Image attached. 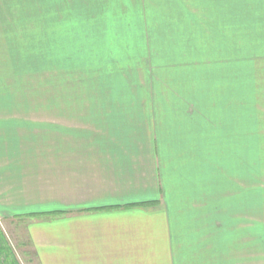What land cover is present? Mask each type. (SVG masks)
I'll list each match as a JSON object with an SVG mask.
<instances>
[{
    "label": "crops",
    "instance_id": "0c3cea01",
    "mask_svg": "<svg viewBox=\"0 0 264 264\" xmlns=\"http://www.w3.org/2000/svg\"><path fill=\"white\" fill-rule=\"evenodd\" d=\"M239 1H99L107 12L147 10V53L106 54L145 58L151 77L136 87L90 56L96 66H79L89 82H57L58 67L48 65L41 96L24 18L9 11L23 0H0V216L22 220L39 264H215L232 233L242 248L246 87L235 78L214 88L198 76L229 73L203 61L235 51L219 27L241 25L243 51L263 41L264 57V0ZM185 9L204 11L188 36L190 23L167 12ZM188 74L196 79L184 83Z\"/></svg>",
    "mask_w": 264,
    "mask_h": 264
},
{
    "label": "rangeland",
    "instance_id": "374dc122",
    "mask_svg": "<svg viewBox=\"0 0 264 264\" xmlns=\"http://www.w3.org/2000/svg\"><path fill=\"white\" fill-rule=\"evenodd\" d=\"M99 1L102 0L97 2L96 0H88V2L84 0H23L22 8L12 4V9L10 8L9 11L13 17H23L26 24L24 26V44L31 45L33 43L36 60L41 67V96L43 78L47 76L48 65L58 67L56 69L59 75L57 82L58 80L63 82L66 77L73 83H77L80 82L81 76L84 81L89 82L90 76L86 77V73L83 75L84 68H80V70L79 66H85L87 69L93 65L96 66L95 62H91L95 59L89 60L90 56L102 55L103 57L96 61L99 66L106 67L112 73H126V80L131 81L132 78L136 87H143L148 81L147 78L151 77V72H147L145 58L132 60L129 57L122 60L106 54L118 51H145L147 53V10L116 9L108 11L115 16L107 20L106 13L108 12L103 11L101 3L97 4ZM127 1H130V4L127 5H137V7L145 5L143 0H137L136 3L133 0ZM138 1H142V3L139 4ZM15 2L16 0H14ZM235 2L240 4L239 0H235ZM96 6H101V9H97ZM9 11H7L8 14ZM167 12L170 20L177 18L183 20L184 23H190L185 27L187 36L193 33V28L195 29L192 22L198 17V13H200L199 19L201 21L204 19L202 17L204 11H200V9L199 11L185 9L181 16L176 15L182 11ZM230 13L240 15V9L235 8L230 10ZM237 15L234 17L238 18ZM239 26L241 25L219 27L220 37L226 38L224 42L235 49L232 51L231 57L203 59V61L210 60L212 63H217L218 68L224 67L229 73L210 75L203 72L198 75L201 83L213 82L211 84L214 88H218V84L221 82H234L235 78L236 83L243 82L246 87L244 98L247 109L248 170L247 184L243 190L247 195V229L241 249H239V235L234 236V233L226 235L225 239L221 241V247L216 249L219 254L215 264H264V57L262 51L258 49L263 41H255L252 43L253 49L243 51L244 47L242 48L239 44L244 45L242 41L244 32L241 31L244 27ZM31 34L34 35L33 39H31ZM102 34L104 36H101ZM101 38L104 39L98 40ZM142 38L145 40H138ZM192 41L190 42L194 43ZM195 42H199L194 43L195 46L197 44L204 45L203 39ZM209 43L212 44V42ZM189 60L191 61V59ZM122 67V72H120L119 68ZM145 73H147L146 77ZM187 76L190 78H186L184 83L192 82L193 76L194 80L196 79L194 74ZM215 91L225 92L226 90L215 89ZM21 221L14 217L3 218L0 216V264H39L35 255V245L38 244L30 242L26 227ZM238 225L239 223L235 226ZM242 225H244L243 221ZM229 236L230 239L227 238ZM229 246L234 248L237 246V249L230 252ZM222 252L228 254L224 255ZM229 254L231 256L228 257Z\"/></svg>",
    "mask_w": 264,
    "mask_h": 264
},
{
    "label": "trees",
    "instance_id": "16d2710c",
    "mask_svg": "<svg viewBox=\"0 0 264 264\" xmlns=\"http://www.w3.org/2000/svg\"><path fill=\"white\" fill-rule=\"evenodd\" d=\"M118 52H127V51H118Z\"/></svg>",
    "mask_w": 264,
    "mask_h": 264
}]
</instances>
